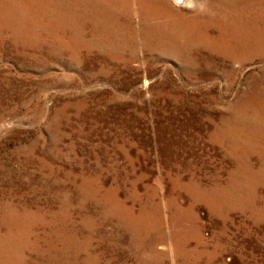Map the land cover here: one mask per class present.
<instances>
[{"label": "rangeland", "instance_id": "374dc122", "mask_svg": "<svg viewBox=\"0 0 264 264\" xmlns=\"http://www.w3.org/2000/svg\"><path fill=\"white\" fill-rule=\"evenodd\" d=\"M119 2L0 0V264H264V0Z\"/></svg>", "mask_w": 264, "mask_h": 264}, {"label": "bare ground", "instance_id": "6f19581e", "mask_svg": "<svg viewBox=\"0 0 264 264\" xmlns=\"http://www.w3.org/2000/svg\"><path fill=\"white\" fill-rule=\"evenodd\" d=\"M110 1V0H109ZM117 1V0H116ZM177 2H181V4H183V3H188V2H190L191 0H176ZM105 2H107V1H105ZM105 2H104V4H105ZM114 2L115 1H113L111 4L109 3V6H113L114 5ZM126 2V0H120V4H124ZM79 3V2H78ZM89 3V2H88ZM98 3H100V2H98V1H95L93 4H91V5H93V7L95 8H98V7H100V4H98ZM116 4V3H115ZM107 5V4H106ZM105 5V6H106ZM119 5V4H118ZM82 7V6H81ZM103 7H104V5H103ZM107 7V6H106ZM93 9V8H92ZM99 9V8H98ZM102 10V9H101ZM100 10V11H101ZM91 11V10H90ZM103 12H105V11H103ZM81 13V12H80ZM88 14H89V11H88ZM94 15V14H93ZM93 20V19H92ZM95 20V19H94ZM87 21V20H86ZM84 22V21H83Z\"/></svg>", "mask_w": 264, "mask_h": 264}]
</instances>
